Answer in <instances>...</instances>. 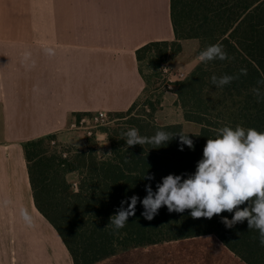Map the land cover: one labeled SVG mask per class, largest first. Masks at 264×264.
<instances>
[{
	"label": "trees",
	"instance_id": "trees-1",
	"mask_svg": "<svg viewBox=\"0 0 264 264\" xmlns=\"http://www.w3.org/2000/svg\"><path fill=\"white\" fill-rule=\"evenodd\" d=\"M171 19L175 39L142 46L137 60L199 40L203 61L176 83L199 133L157 124L161 104L140 110L138 99L109 113L106 157L60 145L57 134L23 144L35 205L74 264L205 234L246 263L264 264V0H171Z\"/></svg>",
	"mask_w": 264,
	"mask_h": 264
},
{
	"label": "crops",
	"instance_id": "crops-1",
	"mask_svg": "<svg viewBox=\"0 0 264 264\" xmlns=\"http://www.w3.org/2000/svg\"><path fill=\"white\" fill-rule=\"evenodd\" d=\"M174 39L171 0H0V264H74L35 205L23 144L72 130L78 114L128 110L146 89L137 50ZM95 264L248 263L205 234Z\"/></svg>",
	"mask_w": 264,
	"mask_h": 264
},
{
	"label": "rangeland",
	"instance_id": "rangeland-1",
	"mask_svg": "<svg viewBox=\"0 0 264 264\" xmlns=\"http://www.w3.org/2000/svg\"><path fill=\"white\" fill-rule=\"evenodd\" d=\"M181 44L182 51L179 54L173 53L174 50H169V54L164 57H160L158 51L145 53V59L140 63V67L146 81V89L139 99L140 110L145 106L144 104L160 103L159 109L154 114V120L157 124L166 126V124H171L183 118L184 125H181L183 131L195 134L200 132L201 125L185 119L184 111L178 102L176 83L185 81L203 61L204 55H200V42L198 39H185L181 41ZM112 123L107 112L83 116L80 123H76L72 130L58 135L59 144L76 148L80 145V142H84L85 138L96 136L95 139L88 141V147H100V142H107L111 146L107 134L102 130L111 126ZM104 134H106L105 139L99 141L98 138ZM230 140L231 137L226 136L222 140V144H226ZM102 146L105 148L104 144ZM106 153L105 151L102 152V154ZM68 179L70 182L76 183L78 175L72 173L68 176Z\"/></svg>",
	"mask_w": 264,
	"mask_h": 264
}]
</instances>
